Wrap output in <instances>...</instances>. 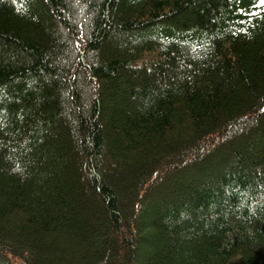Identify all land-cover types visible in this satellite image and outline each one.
Masks as SVG:
<instances>
[{"label":"trees","instance_id":"1","mask_svg":"<svg viewBox=\"0 0 264 264\" xmlns=\"http://www.w3.org/2000/svg\"><path fill=\"white\" fill-rule=\"evenodd\" d=\"M0 264H264V5L0 0Z\"/></svg>","mask_w":264,"mask_h":264},{"label":"rangeland","instance_id":"2","mask_svg":"<svg viewBox=\"0 0 264 264\" xmlns=\"http://www.w3.org/2000/svg\"><path fill=\"white\" fill-rule=\"evenodd\" d=\"M237 141H239V139H237ZM150 209L151 208H149V206L147 207H145V208H143V210H142V216L144 215V214H148V211H150Z\"/></svg>","mask_w":264,"mask_h":264},{"label":"snow or ice","instance_id":"3","mask_svg":"<svg viewBox=\"0 0 264 264\" xmlns=\"http://www.w3.org/2000/svg\"><path fill=\"white\" fill-rule=\"evenodd\" d=\"M257 5H264V0H257ZM239 11L243 12V9H239Z\"/></svg>","mask_w":264,"mask_h":264}]
</instances>
